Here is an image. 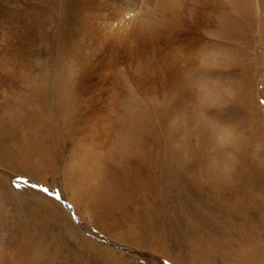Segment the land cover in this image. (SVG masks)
<instances>
[{"label": "rangeland", "instance_id": "374dc122", "mask_svg": "<svg viewBox=\"0 0 264 264\" xmlns=\"http://www.w3.org/2000/svg\"><path fill=\"white\" fill-rule=\"evenodd\" d=\"M112 1L100 8L102 36L93 19L86 41L72 38L67 52L87 56L79 73L62 55L54 1L37 12L38 43L25 57L45 82L39 109L53 138L17 125L23 97L0 113V264H254L237 245L264 248V6L221 0L229 8L210 25L199 23L206 5L187 33L123 48L104 28H126L137 12ZM148 52L152 70L165 71L131 73ZM60 85L69 96H57ZM205 235L212 251L195 260Z\"/></svg>", "mask_w": 264, "mask_h": 264}, {"label": "bare ground", "instance_id": "6f19581e", "mask_svg": "<svg viewBox=\"0 0 264 264\" xmlns=\"http://www.w3.org/2000/svg\"><path fill=\"white\" fill-rule=\"evenodd\" d=\"M48 1L49 0H45V2ZM53 1L56 8L55 18L57 23L60 24L59 38L63 45L62 55H67V57L72 58V60L76 62L75 63L76 65L75 66L73 65L74 71L79 73L83 70H86L87 68L86 67L87 62H85L87 56L85 57L84 56L85 53H84V54H79L78 56L76 55L73 58L67 52V50H69V45L71 46L73 44L74 41H72V38L75 37L78 38L79 42H81L79 37L83 38L86 41L85 37L88 35V33H90L91 30L90 25L93 19H95L94 20L95 27L92 31L102 36L101 33L102 27L98 28V24L103 25L102 20L98 21V19L101 18L102 16V11L100 8L102 7L103 1L106 2L107 4V2H109L110 0H53ZM119 1H120L119 5L123 4L122 8L126 9V13H130L136 10L137 14L132 17L130 25L128 27L126 28L118 27V30L116 28L117 32L116 30L111 31L108 29V27H105L104 33L106 32V35H108L110 39L114 38L116 40L115 44L117 42L119 46L120 47L123 46V48H128L130 47V45L135 46L137 43L148 44L147 46L153 47L155 46V42L166 33H174V31L176 30H181L187 33L188 26L185 23V21H190L196 18L198 16L197 12L200 9V7L203 8L204 6L207 5L206 8H208V10L206 11L204 16H201L199 18V23L201 24L202 22L206 21L208 25H210V23L212 22L213 20L212 15H214L217 12V9L219 7L221 10L223 9L226 10L229 8L228 3H226L225 1L223 2L221 0L220 1L218 0H118V2ZM45 2L43 1L40 2V0H0V113H2L3 115L5 110L16 108V104H18L19 101L14 100V98L20 100V97H23L26 100L24 102L25 104L20 102L18 105L21 110V113L17 114L19 115V117H17L18 119L17 125L21 123L22 125L26 126L28 130H30L31 132L42 129L44 130L45 134L47 135L50 134L49 137L53 138L52 129H50V127H48L47 131H51V132H46V128L44 124H47L46 122L47 118L45 116L42 117V114L39 109V105L40 104L42 105L41 93H42V89L45 86V85L43 86L45 82L41 84L39 83L40 79L36 81V79L34 78L35 75L32 73L34 72V70L30 69L25 57L26 56L25 53H27V49L30 46L33 47L38 43L36 40L40 28V23H39V15L37 12ZM118 2L117 0H113L111 4L116 5ZM257 5H256L257 9L260 10V7L264 6V0H257ZM93 8L95 12L92 10ZM97 9H99L101 12H99ZM91 12L94 14H90ZM115 23L113 22V24ZM213 27L215 28L216 24H213L212 28ZM190 29L191 31L189 33H193L194 29L193 28ZM123 31L124 33H122ZM84 40H82V42H84ZM205 53H207L206 50H202L200 53H196V56H198L197 61L204 62L205 60H207L205 59L207 55L204 56ZM153 54L154 52H148V56L146 57L145 60L142 61L139 60L135 62L132 69L129 66L128 68L131 70V73L134 72L135 74L145 76V75H149L150 73L161 74L163 71H165L164 69H161V67H159L158 65H156L157 67L156 71L152 70L154 66L149 65V62L150 61L154 62L153 60L154 58L153 57L150 58V56ZM174 57H177V54ZM59 73L62 74V72L60 71ZM155 75L156 74H154L152 78H155ZM63 77L64 76H62L60 82L63 83L68 82L65 78L63 79ZM79 79L80 78L73 77L74 84L78 83ZM65 85L69 87V83H65ZM25 87H26V91L24 90ZM62 88L63 87L60 85V87L56 89L57 96L60 98L69 96L67 94L68 89L66 88L62 89ZM75 90H76L74 91L75 95L77 96V98L79 97L78 98V104H79L82 101V99L80 98L82 96L81 88L76 87ZM113 93L116 94L114 91ZM23 106L24 108L22 109ZM72 118H74V115ZM83 120L85 119L76 118L74 121H78L81 123ZM17 121L11 124L10 130L6 134L7 136L9 135L11 138L16 137ZM71 133L80 134L81 126L78 127L77 131L75 132L72 131ZM45 134L41 136L47 137V135ZM2 139L4 140L5 138ZM93 140L95 139L90 140L89 144H91V147L95 149L93 145ZM34 141L35 140L29 141L28 142L29 145ZM104 189H107L108 192L110 190L111 191L113 190L112 188H104ZM104 189L103 190L100 189V191L98 192L100 197L102 196V193L105 194V192H107L104 191ZM262 201H264V199ZM261 216L264 220V213L261 214ZM228 217L230 218V216ZM242 220L243 219H241V221ZM249 232L243 231L242 234L248 233L249 235L250 234ZM208 235H205V237L198 239L200 242L196 243L195 246H193L194 247L193 249L196 252V253L194 252L191 253L193 254L191 256L193 259L195 260L199 259L204 261L207 258V253L210 250L212 251L211 246L213 242L211 241L212 240L211 237ZM260 243L261 242L258 241L257 239L250 240L248 238L245 241H241L237 245V247L240 250L241 255L244 256L246 261L250 263L253 262L254 264H259L261 263V261L263 262L264 259V248Z\"/></svg>", "mask_w": 264, "mask_h": 264}, {"label": "snow or ice", "instance_id": "6c2138e0", "mask_svg": "<svg viewBox=\"0 0 264 264\" xmlns=\"http://www.w3.org/2000/svg\"><path fill=\"white\" fill-rule=\"evenodd\" d=\"M42 191H44V192H48L49 190H48V189H42Z\"/></svg>", "mask_w": 264, "mask_h": 264}]
</instances>
